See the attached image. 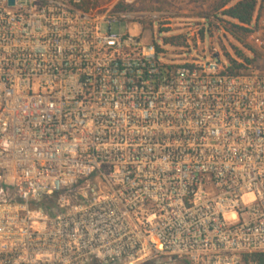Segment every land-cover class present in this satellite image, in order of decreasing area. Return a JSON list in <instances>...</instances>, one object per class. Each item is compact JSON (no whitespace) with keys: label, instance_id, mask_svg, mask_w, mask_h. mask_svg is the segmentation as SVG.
Returning <instances> with one entry per match:
<instances>
[{"label":"built area","instance_id":"obj_1","mask_svg":"<svg viewBox=\"0 0 264 264\" xmlns=\"http://www.w3.org/2000/svg\"><path fill=\"white\" fill-rule=\"evenodd\" d=\"M163 15L0 0V264H264V2L248 63Z\"/></svg>","mask_w":264,"mask_h":264},{"label":"rangeland","instance_id":"obj_2","mask_svg":"<svg viewBox=\"0 0 264 264\" xmlns=\"http://www.w3.org/2000/svg\"><path fill=\"white\" fill-rule=\"evenodd\" d=\"M114 0H101L99 5H104ZM137 8L144 11H155L164 13L160 21L153 25L145 24L143 27V40L146 43H155L156 45L164 47L166 58L172 61L183 60V52L194 54L190 48L176 47L166 45L163 43L164 37H178L186 35L190 36V41L194 48L197 50L198 55L208 57V51L212 52L217 49L221 52H230L232 49L237 48L243 51L240 45L233 37H231L224 29V21L230 20L222 15V11L234 5L238 0H231L225 7L220 8L223 2L227 0H135ZM262 3L264 0H260ZM259 1V2H260ZM223 20V22L221 21ZM212 23V27L209 26ZM127 26L131 33H137L138 28L132 25L131 21L127 22ZM227 26V25H226ZM124 26L113 27V31H124ZM200 39V46L196 45L197 37ZM245 44H247L245 40ZM181 48H184L183 50ZM221 49V50H220ZM245 55V54H244ZM178 56V57H176ZM223 63H227L225 58H222Z\"/></svg>","mask_w":264,"mask_h":264},{"label":"trees","instance_id":"obj_3","mask_svg":"<svg viewBox=\"0 0 264 264\" xmlns=\"http://www.w3.org/2000/svg\"><path fill=\"white\" fill-rule=\"evenodd\" d=\"M82 5L87 9L96 8L99 6L101 0H81ZM260 0H238L234 5L225 8L231 0L223 2L220 8H225L222 11V15L230 20V22L224 21L225 25L223 29L233 37L244 49L252 50L249 46L245 44L246 33L248 32L245 28L240 25H248L251 23L252 18L257 10ZM223 22V20H221ZM236 22L237 24L233 23ZM227 25V26H226ZM209 26L212 27V23H209ZM164 44H168L176 47H186L187 42L185 37H171L163 39ZM160 51V48H157ZM236 56L243 59V62H250V59L242 53L241 50L234 48ZM256 56V55H255ZM242 64H238L234 61H231V66L229 68V73L237 74L241 69H243Z\"/></svg>","mask_w":264,"mask_h":264},{"label":"water","instance_id":"obj_4","mask_svg":"<svg viewBox=\"0 0 264 264\" xmlns=\"http://www.w3.org/2000/svg\"><path fill=\"white\" fill-rule=\"evenodd\" d=\"M10 2L12 3V0H10Z\"/></svg>","mask_w":264,"mask_h":264}]
</instances>
